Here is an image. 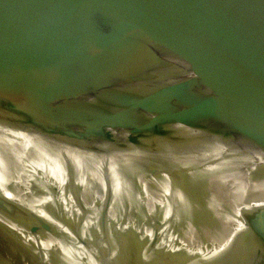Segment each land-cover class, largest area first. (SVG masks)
<instances>
[{
	"label": "water",
	"instance_id": "1",
	"mask_svg": "<svg viewBox=\"0 0 264 264\" xmlns=\"http://www.w3.org/2000/svg\"><path fill=\"white\" fill-rule=\"evenodd\" d=\"M0 224L48 264H264V0H0Z\"/></svg>",
	"mask_w": 264,
	"mask_h": 264
},
{
	"label": "bare ground",
	"instance_id": "2",
	"mask_svg": "<svg viewBox=\"0 0 264 264\" xmlns=\"http://www.w3.org/2000/svg\"><path fill=\"white\" fill-rule=\"evenodd\" d=\"M21 237L11 231H6L0 224V264H48L39 255L35 241ZM12 238L14 243L18 244V246H14L15 249L8 243ZM52 245L59 247L61 241L54 239Z\"/></svg>",
	"mask_w": 264,
	"mask_h": 264
},
{
	"label": "rangeland",
	"instance_id": "3",
	"mask_svg": "<svg viewBox=\"0 0 264 264\" xmlns=\"http://www.w3.org/2000/svg\"><path fill=\"white\" fill-rule=\"evenodd\" d=\"M15 241H14V239L12 238V239H9V241H8V243H9V245L12 247V248H14V246H18V244H16V243H14ZM15 249V248H14ZM29 253V252H28ZM30 254V253H29ZM36 260H38V259H36Z\"/></svg>",
	"mask_w": 264,
	"mask_h": 264
}]
</instances>
